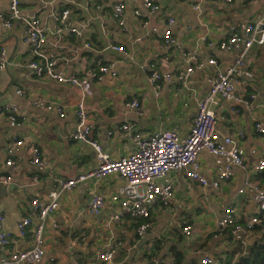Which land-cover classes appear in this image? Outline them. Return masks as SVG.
<instances>
[{"label":"crops","instance_id":"0c3cea01","mask_svg":"<svg viewBox=\"0 0 264 264\" xmlns=\"http://www.w3.org/2000/svg\"><path fill=\"white\" fill-rule=\"evenodd\" d=\"M118 2L126 4L124 27L114 16ZM154 3L157 10L149 13L140 0L21 1L23 18L33 15L40 18L48 39L43 49L56 55L60 72L79 75L101 63H116L117 75L108 74L102 81L94 82L93 94L86 100L92 137L113 159L129 155L135 148L132 138L119 131L124 123L132 124L136 131L175 130L186 136L198 102L210 90L211 79L219 69L233 63L243 47L240 43L233 50L224 51L211 48L208 41L217 44L226 40L264 13V0H154ZM8 8L9 0H0V12L6 13ZM137 8L141 15L133 13ZM65 9L70 10V24L79 27L82 35L57 32V17ZM170 16L176 19L175 43L165 46L160 35L166 30ZM24 23V19L19 20L12 28L0 23V49L5 48L9 56V65L0 79V174L13 177L8 185L0 183V214L12 235V244L19 248L31 245L32 232L25 237L18 232L22 217L36 220L31 200L50 199L58 179L76 178L98 165L95 149L72 138L80 88L32 74L29 63L33 60L43 63V59L26 42ZM113 45L124 46L128 55L113 49ZM192 50L206 59L216 58L218 65L195 67L186 77L189 65L182 52ZM151 63H156L163 73L172 74L170 81H164L160 95L150 82ZM246 67L254 77L241 78L237 88L243 93H257V99L251 105L220 99L215 112L222 134L244 132V137L237 141L246 151L247 163L254 165L264 157V133L256 130L257 123L264 125V45L249 50ZM19 89L23 90L22 95L17 93ZM38 98L59 105L65 116L38 106L35 104ZM134 98L142 104V115L127 107V102ZM8 103L19 108L17 126L10 124L4 109ZM111 130L115 132L113 135L109 134ZM16 138L24 139L25 144L9 156L7 148ZM29 144L41 148L44 170L39 171L32 164ZM252 149H257L255 155ZM9 157L14 160L13 166L6 164ZM200 160L210 183L202 185L185 174L172 173L174 196L167 206L151 207L152 227L143 236H138L137 222L128 216L121 222L110 220L116 208L111 197L124 185L122 177L113 174L78 183L61 196L59 207L46 221L47 255L43 264H152L155 259L201 264L206 255L214 257L217 264H227L233 256L235 264L241 254L239 239L228 230H221L219 221L229 206L236 207L239 217L255 212L256 203L246 182L264 183V170L236 167L231 180L214 187L212 182L218 168L229 163V159L203 151ZM36 175L39 179H35ZM94 194H102L108 200L98 216L89 210ZM185 225L192 227L191 235L185 234ZM110 245H116L115 257L110 262L97 258L98 252ZM177 252L181 254L180 261Z\"/></svg>","mask_w":264,"mask_h":264},{"label":"built area","instance_id":"2783aa9c","mask_svg":"<svg viewBox=\"0 0 264 264\" xmlns=\"http://www.w3.org/2000/svg\"><path fill=\"white\" fill-rule=\"evenodd\" d=\"M21 1L9 0L8 11L6 13L0 12V23L6 28H12L17 21L25 20V40L33 48L35 54L43 59V63L35 60L29 63L33 75L38 77L48 76L51 79L80 88L81 100L78 103L77 124L72 133V138L76 141L88 143L95 149L98 165L76 178L58 179L50 192V199L43 201L39 198H33L31 200V207L36 220L25 216L18 222V232L21 237H25L32 232L30 246L19 248L15 243L12 244V235L5 228V218L0 214V264H43L47 255L45 226L50 213L59 207L58 201L65 192L89 178H103L118 174L124 179V185L111 197V201L116 204V208L111 214L110 220L115 223L121 222L128 216L137 222L136 232L138 236H143L152 227L151 207L157 204L167 206L174 196L175 185L172 173L185 174L189 179L202 185L210 183L202 171L200 155L203 151L229 159V163L218 168L217 177L212 182L214 187L231 180L236 167L247 171L251 169L255 171L264 170V157H261L254 165L247 163L246 151L237 141L238 138L244 137V132L222 134L218 130L219 118L215 112V106H217L220 99L251 105L258 97L257 93L239 91L237 85L243 77H254V73L246 67V56L254 46L264 45V13L248 22L241 30L231 34L226 40L217 44L211 40L208 41L211 48L224 51H231L240 43L243 47L236 60L225 69H219L211 79L210 90L198 102L190 132L186 136H181L175 130L136 131L132 124L124 123L120 125L119 131L132 138L135 148L129 155L113 159L103 149V146L92 137V125L86 110V100L93 94L94 82L102 81L108 74L117 75L116 63H101L95 67L85 69L79 75H66L60 72L57 68L58 58L56 55L52 52H45L43 49L48 39L40 18L35 15L30 18H23ZM140 1L148 8L149 13L156 12L157 5L154 0ZM227 1L232 2L233 0ZM195 8H198V6H195ZM125 11L126 4L124 2L115 4L114 16L118 19L119 25L123 27L125 25ZM133 13L136 16L141 15L138 8ZM69 14L70 10L65 9L57 17L59 20L57 32L67 31L82 35V30L79 27L70 24ZM175 24L176 19L170 16L166 30L160 35L165 46L175 43L173 37V26ZM144 25L147 26L148 21H145ZM203 40H207V38L203 37ZM111 47L128 55V51L124 46L113 45ZM182 57L189 65L185 74L186 77L194 71L195 67L203 68L207 64L218 65L216 58L206 59L197 50L183 51ZM8 65V52L5 48H1L0 79ZM149 67L152 71L150 82L156 90V94L160 95L164 81H170L172 74L163 73L156 63H151ZM17 93L22 95L23 90L19 89ZM35 104L47 110H55L61 116H65L62 107L47 102L44 98H38ZM127 107L137 115L144 113L142 104L137 98L127 102ZM4 109L9 114L10 124L12 126L19 125L18 106L14 103H8ZM256 130L264 133V125L260 122L257 123ZM114 133V130L109 131L110 135ZM24 144V139L16 138V141L11 142L7 148L8 155L15 154L19 147ZM28 149L32 153V164L39 171L44 170L41 148L36 144H29ZM256 153L257 149H252V154L255 155ZM6 164L8 166L14 165L12 157L7 159ZM35 179H39V175H36ZM12 180V175L0 174L1 184L8 185ZM246 183L251 188V198L256 203L255 212L245 217H239L236 207L229 206L219 221L221 230H228L232 237L239 239L243 254L246 251L250 237L264 221V183L258 180L247 181ZM107 201L104 195L94 194L89 203L90 212L96 216L100 215ZM183 229L186 235H191L192 227L190 225H185ZM116 252V245H110L106 250L98 252L97 258L110 262L115 257ZM51 260L53 261V259ZM215 262V258L210 255H206L201 259V264H217ZM152 264L174 263L155 259Z\"/></svg>","mask_w":264,"mask_h":264},{"label":"trees","instance_id":"16d2710c","mask_svg":"<svg viewBox=\"0 0 264 264\" xmlns=\"http://www.w3.org/2000/svg\"><path fill=\"white\" fill-rule=\"evenodd\" d=\"M255 233L259 235L258 239L253 243L247 255L240 260L239 264H264V221L257 227ZM177 253V260L180 261L181 254ZM242 256L243 252L241 251L239 257ZM233 258L232 256L227 264H232ZM175 264H178V261Z\"/></svg>","mask_w":264,"mask_h":264},{"label":"water","instance_id":"95a60500","mask_svg":"<svg viewBox=\"0 0 264 264\" xmlns=\"http://www.w3.org/2000/svg\"><path fill=\"white\" fill-rule=\"evenodd\" d=\"M258 237H259V235L255 234V235H253V236L250 238V240H249V242H248V245H247V247H246V251H245V253L243 254L242 257H239V258H238V260L235 262V264H239V263H240V260H241L243 257H245V256L247 255L249 249L251 248V246L253 245V243L258 239Z\"/></svg>","mask_w":264,"mask_h":264}]
</instances>
